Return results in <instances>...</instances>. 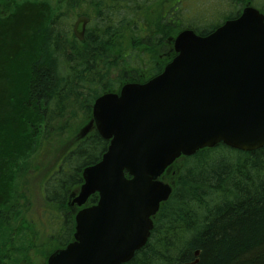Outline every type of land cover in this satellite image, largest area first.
<instances>
[{
  "label": "trees",
  "instance_id": "obj_1",
  "mask_svg": "<svg viewBox=\"0 0 264 264\" xmlns=\"http://www.w3.org/2000/svg\"><path fill=\"white\" fill-rule=\"evenodd\" d=\"M248 1L223 0L213 9L217 21L203 26L182 14L180 0H0L2 262L27 255L13 249L16 236H37L20 191L33 156L44 149L53 158L44 194L55 211L54 248L63 247L75 230L69 196L109 145L96 128L81 132L95 99L161 73L180 30L208 34ZM81 14L91 18L83 41L72 31ZM25 88L33 102L21 113ZM172 171L165 177L173 193L150 239L124 264H264V147L247 152L221 143L181 157Z\"/></svg>",
  "mask_w": 264,
  "mask_h": 264
},
{
  "label": "water",
  "instance_id": "obj_2",
  "mask_svg": "<svg viewBox=\"0 0 264 264\" xmlns=\"http://www.w3.org/2000/svg\"><path fill=\"white\" fill-rule=\"evenodd\" d=\"M88 21L75 23L81 40ZM175 49L174 60L147 83L96 99L93 122L111 144L84 169L74 202L83 205L96 192L99 201L77 214L76 241L49 264L130 261L172 192L158 178L176 158L219 143L242 151L264 146V16L246 8L208 36L185 30Z\"/></svg>",
  "mask_w": 264,
  "mask_h": 264
},
{
  "label": "rangeland",
  "instance_id": "obj_3",
  "mask_svg": "<svg viewBox=\"0 0 264 264\" xmlns=\"http://www.w3.org/2000/svg\"><path fill=\"white\" fill-rule=\"evenodd\" d=\"M181 1L182 14H186V17H189V19L198 18L200 19V21H198L199 23H211L216 21L218 16H216L215 12L209 13V10L215 9L220 3L222 5L223 0H180V2ZM228 9L229 8L226 7V10ZM24 87L26 86L24 85ZM26 91L27 89L25 90L26 95H23L22 98V105L20 108L21 113L27 111V109L30 108V104L33 102L32 94H30L29 91L26 93ZM77 122L82 123V119H78ZM85 123L80 124L81 129L84 127ZM43 151L44 149L38 151L33 156L30 167L27 171L26 181L21 185L20 189L25 195V198L22 200V204L24 205L23 209L25 211L24 216H26L27 222L32 223V230L34 229L37 232V240L35 239L36 244L44 239L48 240L41 244H35L36 249L34 250L32 264H44L46 256L52 251V248H54L55 245L53 240L51 241L47 239V233H45L46 230H52L55 223L44 213V211L48 209V206L45 202L44 191L41 187L45 178H47L48 174L52 171L48 161L53 158L46 155V153L42 154ZM38 159H40V162ZM32 239L33 235L30 239L28 234H25L22 239H19L18 236H16L13 249L27 250ZM59 246L60 243L56 245V247ZM21 257L22 254L19 256H13L10 260L6 259L4 262L0 259V264H19Z\"/></svg>",
  "mask_w": 264,
  "mask_h": 264
}]
</instances>
